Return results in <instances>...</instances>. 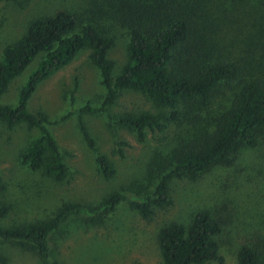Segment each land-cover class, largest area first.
I'll list each match as a JSON object with an SVG mask.
<instances>
[{"label":"rangeland","instance_id":"rangeland-1","mask_svg":"<svg viewBox=\"0 0 264 264\" xmlns=\"http://www.w3.org/2000/svg\"><path fill=\"white\" fill-rule=\"evenodd\" d=\"M86 2L0 0V54L6 45L23 35L30 20L59 9L82 10ZM198 10L214 44L208 58L234 61L239 73L235 80L219 86L210 108L200 111L201 119L195 125L187 119L163 133L145 129L143 141L138 142L133 133L112 121L125 113L153 111L149 100L134 91L121 92L106 113H79L85 105L98 110L105 95L87 48L38 83L26 104L28 113H42L49 122L46 129L67 170L61 183L31 171L22 162L23 149L39 135L38 129L24 123L8 129L0 123V204L9 207L6 217L0 219L2 226L46 221L64 203L95 206L113 191L125 196L99 224L74 217L50 235L46 261H40L28 249L0 242V253L7 264H160L158 232L173 222L186 224L200 211L208 212L219 222L217 241L222 264H237L236 253L243 245L256 248L264 258V128L256 134V145L240 147L230 156L229 165L211 166L194 180L172 179L168 186L172 205L157 211L150 221L142 220L130 207V195L144 196L152 191L154 181L146 172L152 159L161 157L166 161L179 140L196 132L194 127H206L204 120L225 110L242 83L257 79L264 86V0H201ZM105 25L115 36L107 57L113 61L116 74L127 59V32L110 21H105ZM41 57L37 56L10 82L0 96V105L15 106L18 91ZM79 119L93 140L96 153L111 162V179L100 177L94 154L81 136Z\"/></svg>","mask_w":264,"mask_h":264},{"label":"trees","instance_id":"trees-1","mask_svg":"<svg viewBox=\"0 0 264 264\" xmlns=\"http://www.w3.org/2000/svg\"><path fill=\"white\" fill-rule=\"evenodd\" d=\"M86 1L82 10L59 9L30 20L23 35L6 45L0 54V96L37 56H42L18 91L15 106L0 105V123L8 129L24 123L39 130V135L23 149L21 159L31 171L40 172L54 183H61L66 177L62 154L46 129L47 118L42 113H28L26 104L38 83L66 66L81 49H89L90 63L99 72L105 95L98 110L85 105L78 112L106 113L121 92L140 93L149 100L153 111L112 118L117 127L133 133L138 142L143 141L145 129L163 133L187 119L195 125L201 119L200 111L210 108L219 86L235 80L239 73L234 61L208 58L214 44L210 42L207 23L202 14L198 15L201 0ZM105 21L127 32V59L116 74L113 61L107 57L115 36L110 34ZM203 122L207 126L194 127L196 132L179 140L166 161L160 157L148 163L146 172L154 181L151 193L129 196L130 207L142 220L150 221L157 211L172 205L168 189L172 179L194 180L211 166L229 165L230 156L240 147L256 145V134L264 128L262 81L242 83L225 110ZM78 124L82 138L94 154L100 177L111 179V162L96 153L85 125L80 119ZM124 199L121 192L113 191L95 206L61 204L46 221L9 227L0 224V242L28 249L40 261H46L50 235L74 217L99 224ZM8 210L7 205L0 204V219L6 217ZM219 234V222L206 211L197 212L186 224L170 223L156 237L160 264H222ZM236 263L264 264V258L256 248L243 245L236 253ZM0 264H7L1 253Z\"/></svg>","mask_w":264,"mask_h":264}]
</instances>
